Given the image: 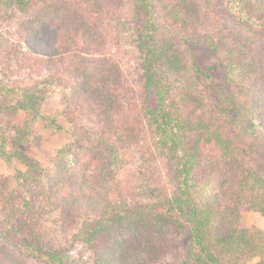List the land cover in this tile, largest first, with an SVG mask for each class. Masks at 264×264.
<instances>
[{
  "label": "trees",
  "instance_id": "1",
  "mask_svg": "<svg viewBox=\"0 0 264 264\" xmlns=\"http://www.w3.org/2000/svg\"><path fill=\"white\" fill-rule=\"evenodd\" d=\"M215 1L257 36L258 48L213 47L233 91L211 99L194 123L176 114L171 94L172 79L188 83L191 76L177 43L152 33L149 44L140 39L137 91L108 52L100 25L119 14L124 0H67L68 8L50 1L21 25L29 55L22 62L37 77L46 75L25 85L0 81V97L17 96L8 108L50 128L41 104L48 89L59 86L61 115L72 130L46 168L27 163L15 185L0 179V240L16 249L14 256L68 264L60 250L43 247L41 219L54 212L90 252L88 264H264V227L248 230L240 217L248 203L264 220V158L257 166L243 157L255 147L264 157V0L208 2ZM137 2L156 8L170 26L200 25L191 0ZM192 70L207 74L197 65ZM148 141L161 153L167 188L120 166ZM204 150L214 159L207 166ZM130 199L135 205L126 203ZM8 257L0 264H14Z\"/></svg>",
  "mask_w": 264,
  "mask_h": 264
},
{
  "label": "rangeland",
  "instance_id": "2",
  "mask_svg": "<svg viewBox=\"0 0 264 264\" xmlns=\"http://www.w3.org/2000/svg\"><path fill=\"white\" fill-rule=\"evenodd\" d=\"M50 1L67 0H0V81L25 85L28 82L44 79L45 73L29 71L22 59L27 55L26 48L19 36L21 25L35 11L40 10ZM138 0H124L119 14L110 16L100 25L105 34L106 46L110 55L120 63L128 83L140 88V72L138 65L143 62L144 52L139 49L140 39L149 44L150 34L156 39H167L178 44L186 54L191 71L188 83L172 79L171 94L174 97L176 114L182 121L194 123L203 109L210 107L211 99H217L220 93L229 94L233 89L223 81V72L218 67L213 47L217 44L225 46L239 45L258 48L257 36L246 27L236 25L231 18L222 13L223 5L218 1L191 0L198 8L201 22L196 29H184L166 24L156 8L146 10L139 7ZM66 7H72L66 3ZM223 7V8H222ZM193 65L207 73L195 74ZM139 84L137 85V83ZM24 83V84H22ZM133 87V86H132ZM18 99L10 95L0 97V179H6L15 185L17 171L27 170V163L38 164L46 168L53 157L54 150L65 144L71 134V126L61 115L62 89L50 87L41 104V113L50 121V128L44 126L30 113L14 112L8 108ZM155 99L151 94L149 106L154 107ZM261 148L255 147L243 152V157L255 161L257 166L263 162ZM213 156L204 150L203 166L212 163ZM162 157L153 141H148L143 149H135L122 159L123 171H141L145 177L166 188V174L162 170ZM127 204L135 205L134 200ZM241 226L253 231L262 229L264 220L257 212L251 210L248 203L240 207ZM41 221L44 250L58 249L68 264H88L90 252L84 244L74 237V232L63 228L57 222L54 212L48 213ZM5 248V249H2ZM16 249L0 240V259L14 264H48L45 260L33 259L25 255L15 254ZM7 254V256L5 255ZM13 255V256H12ZM256 260L244 264H255Z\"/></svg>",
  "mask_w": 264,
  "mask_h": 264
}]
</instances>
